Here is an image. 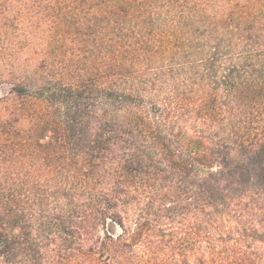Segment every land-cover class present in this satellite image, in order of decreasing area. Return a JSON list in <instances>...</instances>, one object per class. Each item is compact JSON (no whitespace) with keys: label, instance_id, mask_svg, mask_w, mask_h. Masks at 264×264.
<instances>
[{"label":"trees","instance_id":"obj_1","mask_svg":"<svg viewBox=\"0 0 264 264\" xmlns=\"http://www.w3.org/2000/svg\"><path fill=\"white\" fill-rule=\"evenodd\" d=\"M75 1H102L106 15L50 23ZM263 5L0 0V27L18 30L0 49V264H264ZM156 13L177 19L164 53L202 25L200 78L217 71L216 86L163 100L125 86L123 38L103 66L50 60L80 33L96 38L116 22L127 31L121 16L150 30ZM151 42L140 39L139 56Z\"/></svg>","mask_w":264,"mask_h":264},{"label":"rangeland","instance_id":"obj_2","mask_svg":"<svg viewBox=\"0 0 264 264\" xmlns=\"http://www.w3.org/2000/svg\"><path fill=\"white\" fill-rule=\"evenodd\" d=\"M101 2L102 1L78 4L75 1L64 5H58L57 13L55 12L52 14L49 19L51 20L50 23L52 22L55 24L60 21V18L65 14V12L72 14H80L81 12L87 14L90 12L91 14L95 13L99 16H103L104 14L106 15V8L101 6ZM153 10L156 9L153 8ZM261 11L264 12V5L263 10ZM44 17L45 16L43 14L37 17L39 19L36 18V20H41V18L43 19ZM123 17L124 16H121L119 21L122 22L123 27L128 28L127 31L118 27L119 24L116 22L114 29H103L105 28L104 26H102L103 28H99L98 31H100V34L97 35V39L94 38V36H96L94 33L87 35V38L82 37V39L80 37L84 34L80 33L76 37L77 41L73 44L60 43L57 47L52 49L50 53V60L59 65H65L67 60H69L70 62L76 63L75 65H79L80 67H83L85 61L91 62L96 60L94 63L95 67L103 66L102 59L106 56L109 50H111L109 47L110 42L112 40H119L120 38H123L126 45L129 47L122 50V57L128 60L130 66L129 71L121 76L122 84H125V86L134 85L136 87L140 86L142 88H146L147 91L145 93L147 96L156 98L157 100H163L169 95L173 88L177 87L182 90H186L187 92H199L204 88L205 84L216 86V83L214 82L217 80V71H210L212 74L208 81H203L200 78V72L203 73L205 69L202 66L201 54L196 52L194 48L200 44L203 38L204 32L202 25H200V32L195 31L192 34L186 33L178 39L173 38L171 44H169L172 48L171 53H164V50H162L163 47L161 48L163 44L160 42V40L163 39L161 36H164L167 32L171 33V35L174 34L171 32L170 26L177 24V19L172 16H168V14L159 15L156 13L154 19L151 20L153 25H150V30L146 31L141 26L142 24L138 22L139 19L126 20L123 19ZM15 20L12 18L10 20L11 22L7 24H13L15 23ZM34 29L35 28L32 30ZM38 30L44 31L45 29L40 26L39 29L37 28V31ZM12 31L16 33L18 30H16V28L13 29L11 26L7 27L6 24L0 27V49L5 47L11 48L10 44L12 40L15 39ZM53 31L56 36L60 32L59 29L55 30V28ZM77 34L78 33H76L75 36ZM144 37L152 40L151 47L149 48L148 45H145L144 47L146 51L143 55L139 56L137 50H140L136 47V45L140 39ZM62 38V36L59 37V39ZM95 39L97 40V43L95 42ZM7 60L9 63L10 55ZM222 74H224L223 70ZM8 88L9 84L3 85L2 93H5ZM256 120L264 125V113L262 115H258ZM119 232H121V230L120 228H117L116 233ZM110 233L115 234L113 231ZM98 234L102 239L104 238V233L102 231ZM82 263L89 264L88 260L83 261Z\"/></svg>","mask_w":264,"mask_h":264}]
</instances>
